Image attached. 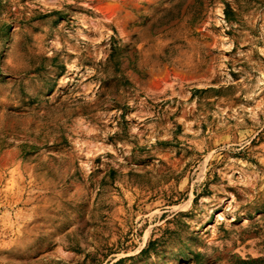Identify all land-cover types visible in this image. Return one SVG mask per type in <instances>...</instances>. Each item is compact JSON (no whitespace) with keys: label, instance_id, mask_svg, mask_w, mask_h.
Returning a JSON list of instances; mask_svg holds the SVG:
<instances>
[{"label":"rangeland","instance_id":"rangeland-1","mask_svg":"<svg viewBox=\"0 0 264 264\" xmlns=\"http://www.w3.org/2000/svg\"><path fill=\"white\" fill-rule=\"evenodd\" d=\"M106 1L0 0V264H264V0Z\"/></svg>","mask_w":264,"mask_h":264},{"label":"bare ground","instance_id":"bare-ground-1","mask_svg":"<svg viewBox=\"0 0 264 264\" xmlns=\"http://www.w3.org/2000/svg\"><path fill=\"white\" fill-rule=\"evenodd\" d=\"M129 4V3H128ZM126 4L122 2L121 4L115 3H104L100 2L96 9L100 12L99 18L97 20V23L100 25L113 23V22H119V16L123 13L125 9ZM126 11V10H125ZM112 18V20H108ZM96 23V24H97ZM162 78V79H161ZM184 77L176 75L174 76V79H171V77L167 73H163V75L159 78H154L150 83L151 89L159 88L161 90H165L167 88V85H171L173 82H176L177 84L184 83Z\"/></svg>","mask_w":264,"mask_h":264},{"label":"water","instance_id":"water-1","mask_svg":"<svg viewBox=\"0 0 264 264\" xmlns=\"http://www.w3.org/2000/svg\"><path fill=\"white\" fill-rule=\"evenodd\" d=\"M110 4H115L117 3L116 1H106ZM165 73H167L170 77H174L176 75H179V76H183L185 79H184V83H191V82H197L199 80H201V76H198V75H192V74H183V73H180L179 71H177L176 69L174 68H167ZM162 79V78H161ZM151 92L153 93H158L161 91V89L159 88H156V89H150Z\"/></svg>","mask_w":264,"mask_h":264}]
</instances>
